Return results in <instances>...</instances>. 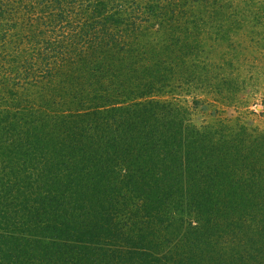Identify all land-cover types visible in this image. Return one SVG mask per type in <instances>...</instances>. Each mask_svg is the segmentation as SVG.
<instances>
[{
  "label": "trees",
  "instance_id": "16d2710c",
  "mask_svg": "<svg viewBox=\"0 0 264 264\" xmlns=\"http://www.w3.org/2000/svg\"><path fill=\"white\" fill-rule=\"evenodd\" d=\"M185 5L0 0V264H264V129L157 96L228 41Z\"/></svg>",
  "mask_w": 264,
  "mask_h": 264
},
{
  "label": "rangeland",
  "instance_id": "374dc122",
  "mask_svg": "<svg viewBox=\"0 0 264 264\" xmlns=\"http://www.w3.org/2000/svg\"><path fill=\"white\" fill-rule=\"evenodd\" d=\"M185 1L186 8L197 15L187 16L190 14L187 11L179 16L173 33L209 44L211 40L204 38L215 37L222 30L228 41L222 43L220 39H213L214 48L210 52L204 46L200 57L204 56L207 64V79L201 76L196 82L187 84L177 81L171 89L157 94L158 98L182 105L188 120L195 125L212 123L220 118L229 126L237 121L248 128L264 129V0H223L233 8L246 9L245 14L237 12L226 18L225 12L222 15L211 8L218 0H209L207 4L211 7L197 4L196 0ZM186 19L196 21L189 23ZM227 44H230L229 50H225ZM222 50L229 52L232 58L222 56ZM224 77L226 83L215 85Z\"/></svg>",
  "mask_w": 264,
  "mask_h": 264
}]
</instances>
